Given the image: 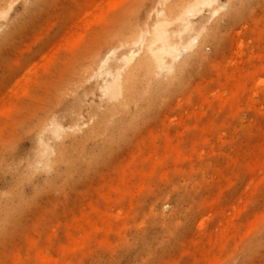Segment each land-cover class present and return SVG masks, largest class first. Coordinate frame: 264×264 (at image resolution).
<instances>
[{
    "label": "bare ground",
    "instance_id": "1",
    "mask_svg": "<svg viewBox=\"0 0 264 264\" xmlns=\"http://www.w3.org/2000/svg\"><path fill=\"white\" fill-rule=\"evenodd\" d=\"M17 1L0 0V47L13 41L30 14L48 0H21L22 12L11 22ZM263 1L141 0L122 15L119 7L125 1H76L70 19L80 18L84 26L60 47L64 67L48 97L23 118L19 133L29 147L9 142L0 128V240L23 229L42 206L43 195L65 193L92 170L108 167L117 153L139 142L144 127L165 118L174 102L192 110L179 116V131L171 133L165 125L145 136L137 151L101 180L88 202L68 209L66 221L38 226L62 230L66 242L58 246L57 235L50 244L39 238L27 248L34 251L32 259L11 252L8 264H80L114 242L125 249V264H146L174 247L195 216L201 236L192 243L199 256L191 264H264V205L251 218L240 210L225 223L220 220L217 235H211L212 222L223 216L236 180L260 171L255 190L264 186V111L255 107L264 53L253 52L245 61L239 54L229 65L216 62L225 39L221 18L226 14L234 26ZM254 25L251 33L259 47L264 44V14ZM93 28L99 33L91 39ZM51 57L44 71L59 59L58 53ZM207 70L214 76L194 87ZM12 107L6 119L14 117ZM245 110L253 112L257 125L239 133L234 123ZM227 130L229 144L237 150L214 166L215 179H207L206 159L217 156L213 145L221 143ZM215 183L214 191L198 202V195ZM114 206L119 208L115 213ZM112 236L116 241L110 243ZM52 246L59 247L54 256L44 252Z\"/></svg>",
    "mask_w": 264,
    "mask_h": 264
},
{
    "label": "rangeland",
    "instance_id": "2",
    "mask_svg": "<svg viewBox=\"0 0 264 264\" xmlns=\"http://www.w3.org/2000/svg\"><path fill=\"white\" fill-rule=\"evenodd\" d=\"M76 1L48 0L41 10L30 14L28 17L29 22L21 31L17 32L13 41L0 47V128L3 127L5 130V135L9 142L13 140L19 141L21 147L25 149L29 147V140L22 138L21 133H19L20 127L25 120L23 118L36 108L41 107L43 98L48 97L47 92L58 81L62 73L61 70L64 67V53L60 47L65 44L73 32L82 30L84 26L82 19L75 18L73 21L70 19L71 11L75 7ZM117 1L118 3L125 1L119 7V13L122 15L129 5L132 6L141 0ZM222 1L224 2L226 0ZM229 10L231 9L224 11V14L228 13ZM252 11V14L247 19L238 22L234 26H229L230 22L228 21V16H225L226 14L221 18L220 24L225 29V39L216 55V62H227V65H229L237 60L239 54H242V59L245 61L249 54L253 52L255 53L260 50L264 53V44H260L257 47V42L251 33L252 29L255 28V20L264 14V1L258 6H255ZM21 12L22 1L18 0L10 12L9 20L12 22V18ZM114 16L115 13L111 15V17ZM91 17L92 15H90ZM97 30L93 28L89 33V38H94L99 33ZM259 48H262V50ZM209 51L212 52V48H209ZM54 53H58L59 59L55 60L53 65H51V69L44 71L43 66L51 61V56ZM213 76L214 74L207 70L205 76H201L195 80L193 86L196 87L198 84L208 81ZM262 82L263 85L261 84ZM255 88V99L257 100L255 107L258 110L262 109L264 111V102L260 101V98L264 94V73L260 74L257 78ZM190 94L193 95L192 91ZM11 106L16 109L14 117L12 119H6L5 113ZM184 106L181 109L174 102L170 109L166 111V117L169 118V121H165L166 117H162L160 120L158 119L149 126L144 127L140 132L142 136L139 142H132L128 147L117 153L111 159L108 167L102 166L92 170L75 188L69 189L65 193H48L43 195L40 199L42 206L37 210L35 209V213L33 210L31 217L22 226L23 229L15 234L14 237L8 236L0 240V264H8L7 257L10 256L11 252L18 257L32 259L31 257L34 256V251L28 250L27 248L30 247V242L38 240L39 238L41 243L49 242L50 244V241L54 240L55 235H57L56 241L59 242L58 246L66 242L67 238L62 230H51L46 227L41 229L38 226L40 224L54 226L62 221H66L71 214L68 209L74 206V204L88 202L91 192L98 187L101 180L105 176H109L114 167L127 161L137 151V145L149 133L161 132L165 128V125L168 126L171 133L179 131L181 129V126H179L180 121L178 120L179 116L182 113L184 116H188L192 110L191 106ZM256 121L253 112L245 110L234 123V130L240 133L244 128L248 127L251 131H254L257 125ZM229 143L230 136L229 130H227L221 137V143L219 145H213L217 156L206 159L208 166L205 169V176L207 179H215L216 173L214 170L216 167L214 166L222 164L225 155L236 152L238 146L234 143ZM204 151L208 152L209 150L206 148ZM262 156H264L263 153ZM260 177L261 172L257 171L255 175L252 174L235 181L232 190L226 195V207L224 208L223 216L218 217L215 219L216 221L214 220L212 222L211 235L213 237L218 233V227L221 223L220 220L225 223L228 219L234 218L240 210L244 212L245 218H251L253 214L262 209L264 202L261 193L264 192V186L261 187L260 192L255 190V181ZM216 185L215 183L212 189H204L198 195V202L201 200V197L203 199L207 198L214 191ZM3 186L4 181L0 179V188H3ZM165 208L169 210L170 205L167 204ZM118 209V206H114L113 212L115 213ZM198 222L199 217H193L188 229L180 238L179 242L160 256L157 257L155 255L146 264H191L199 256L198 249L192 245L193 241L201 236L195 230ZM126 223L130 225L132 221L128 219ZM126 236L127 238L130 237L129 232L126 233ZM110 239V243L116 241L114 236ZM58 246H52L49 252L44 249V252L54 256V254L59 252ZM125 253L126 251L123 246L115 245L114 242L108 249L95 250L92 253L93 255L91 254V257L86 258L80 264H100L102 261H105L107 264H125Z\"/></svg>",
    "mask_w": 264,
    "mask_h": 264
}]
</instances>
